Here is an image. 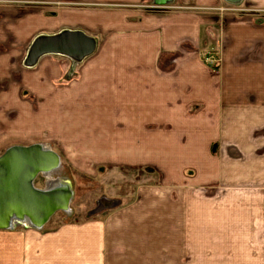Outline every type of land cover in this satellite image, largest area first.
Here are the masks:
<instances>
[{
  "label": "crops",
  "instance_id": "0c3cea01",
  "mask_svg": "<svg viewBox=\"0 0 264 264\" xmlns=\"http://www.w3.org/2000/svg\"><path fill=\"white\" fill-rule=\"evenodd\" d=\"M74 1L129 8H113L112 22ZM263 1L0 0V98L61 90L94 101L108 115L84 127L82 159L151 168L160 180L55 231L0 228V264H182L196 257L185 250L202 223L207 264H264ZM66 32L95 41L73 77L69 61L48 58L67 54L38 49ZM211 47L222 48L216 68L202 56ZM34 143L5 141L0 154ZM187 169L205 186L181 183Z\"/></svg>",
  "mask_w": 264,
  "mask_h": 264
},
{
  "label": "rangeland",
  "instance_id": "374dc122",
  "mask_svg": "<svg viewBox=\"0 0 264 264\" xmlns=\"http://www.w3.org/2000/svg\"><path fill=\"white\" fill-rule=\"evenodd\" d=\"M45 3L38 2L34 4L39 6H48L50 4L49 2L48 5ZM70 3L71 5L85 7L95 5L94 7L100 8L102 19L112 22L113 8H118L124 12L127 11L126 8H129L127 3L116 5L113 4V1H105L101 4H94L93 2L79 3V1ZM138 3L133 4L130 2L131 5H142L140 2ZM260 4H262V9H264V1ZM106 13L110 14V16L106 15ZM235 15L237 16V14ZM260 18L262 24H264V14ZM94 19L96 18L93 17ZM48 58L53 59L54 66L69 61L70 77H73L78 70V61L71 55L50 54ZM73 59H75V62ZM210 66L213 67V65ZM58 87L60 86L55 88ZM38 93L40 92L38 91ZM70 94L67 96L65 91L60 90L59 95L54 97L42 96L36 92V95L28 96V94H25L21 98H0V102L3 105L4 103L6 105L12 104L17 108L16 112H0V151L3 150L4 145L2 144L5 141L13 140L25 144L30 142H47V144L50 143L55 152H63V159H60V167L49 175L55 178L63 177L71 185V190L73 191V197L70 201L71 211H57L43 226L42 232L55 231L63 223L78 221L85 216L97 213L106 215L108 211L119 207L117 196L122 194L126 200H130L136 195L137 187L143 181L148 184L160 181L158 173H153L151 168H116L113 165H97V161L82 159V154L89 150V146H85L86 149L81 150L84 149V127L92 128L96 126V123L105 120L108 114L96 112L101 107H96L98 105L94 101H86L87 98L79 96L76 92ZM184 175L181 183H193V181H190L191 178L189 179L190 175L193 179H197L200 185L205 186L204 178L197 177L195 170L187 169L184 171ZM47 178L48 175H39L36 180V186L42 188L46 185ZM202 212L201 214L204 216V209ZM201 221H204V219ZM204 228V223L199 225L197 242L193 243L194 246L192 244V247H187L188 250H185V252L192 251V253L196 254V257H185L186 261L182 264L192 262L195 264L196 262L197 264H207V241ZM230 248L232 249V245ZM182 249L184 250L185 248L183 247ZM210 264L212 263L210 262Z\"/></svg>",
  "mask_w": 264,
  "mask_h": 264
},
{
  "label": "water",
  "instance_id": "95a60500",
  "mask_svg": "<svg viewBox=\"0 0 264 264\" xmlns=\"http://www.w3.org/2000/svg\"><path fill=\"white\" fill-rule=\"evenodd\" d=\"M157 3L162 4L164 0ZM94 42L83 32H66L41 40L38 49L82 59L92 53ZM59 166L57 152L42 151L39 143L13 145L0 155V228L12 227V219L25 217L35 223L32 226L41 228L57 211L68 208L73 197L71 187L47 192L33 183L39 173L48 175Z\"/></svg>",
  "mask_w": 264,
  "mask_h": 264
},
{
  "label": "bare ground",
  "instance_id": "6f19581e",
  "mask_svg": "<svg viewBox=\"0 0 264 264\" xmlns=\"http://www.w3.org/2000/svg\"><path fill=\"white\" fill-rule=\"evenodd\" d=\"M39 144H40V148L42 151L54 150L50 144H47V143H39ZM49 174H51V173H48L47 183L43 187L47 192L48 191H54V190L58 191L59 189H63V188H66V189L69 188L70 189L71 185L69 184L67 179H65L63 177H57V178L51 177ZM66 210L71 211V205H69ZM10 223H11L12 227L16 226V225L31 226V225L35 224L34 222H32V220L30 221V219L28 217H25L23 219H12Z\"/></svg>",
  "mask_w": 264,
  "mask_h": 264
},
{
  "label": "built area",
  "instance_id": "2783aa9c",
  "mask_svg": "<svg viewBox=\"0 0 264 264\" xmlns=\"http://www.w3.org/2000/svg\"><path fill=\"white\" fill-rule=\"evenodd\" d=\"M221 50L219 51L218 48L211 47L210 49L204 51L202 53V56L205 62H207L210 65H213V67H216L217 64H219V62L221 61V52H222Z\"/></svg>",
  "mask_w": 264,
  "mask_h": 264
}]
</instances>
